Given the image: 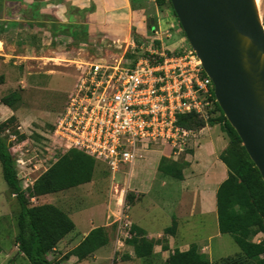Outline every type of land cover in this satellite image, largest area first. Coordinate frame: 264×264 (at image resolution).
<instances>
[{"label":"crops","instance_id":"1","mask_svg":"<svg viewBox=\"0 0 264 264\" xmlns=\"http://www.w3.org/2000/svg\"><path fill=\"white\" fill-rule=\"evenodd\" d=\"M136 2L137 0H0V61L4 64L11 61L14 64L35 61L41 66L40 62L54 59L49 57L50 53L65 56L57 48L61 42L75 45L79 41L80 45L94 43L130 47L135 43L134 39L145 38L148 33L146 17L142 14L143 10L134 6ZM4 64H0V67H5ZM23 79L25 85L21 88L30 87L25 74ZM211 129L212 127H205L191 140L181 163V179L160 173L159 165L163 157H157L156 162L151 163L149 155L129 172V188L136 200L128 211V222L139 229L140 237L154 242L155 246L148 258H138L134 248L128 245L127 256L122 257L121 261L118 256H114L112 264H164L176 250L185 253L192 247H196L211 264H220L221 260L240 256L241 250L230 255L229 241L235 245L237 243L232 235L221 234L219 229L217 192L228 178V168L220 157L229 144L221 137L211 136ZM206 132L208 133L204 135ZM159 180L164 181V193L152 200L155 184ZM166 192L170 193L168 197L171 198H165ZM173 193V198L175 195L178 197L175 201L172 200ZM126 197L123 199L125 204ZM118 202L122 206L121 199ZM115 215L117 214L112 212L107 218H93L95 222L86 228L83 241L92 230L110 227L115 221H112V216ZM196 218L202 219L200 230L193 223ZM207 218H212V226H216L212 234L206 233ZM173 226L175 230L166 233ZM17 233L13 235L11 251L3 256V251H0V264L8 263L14 254L23 256L15 243ZM71 235L66 236L58 247ZM163 237V243L160 244ZM226 237L231 240H226ZM253 242L261 244L260 241ZM107 246L86 260L79 261L76 257H70L67 263L79 261V264H102L101 254L107 252Z\"/></svg>","mask_w":264,"mask_h":264},{"label":"rangeland","instance_id":"2","mask_svg":"<svg viewBox=\"0 0 264 264\" xmlns=\"http://www.w3.org/2000/svg\"><path fill=\"white\" fill-rule=\"evenodd\" d=\"M134 6L143 10L142 14L146 17L145 23L148 33L145 38L137 37L134 39L135 43L130 47L122 45L120 48V46L113 44L95 45L94 43L80 45L79 41L75 45L61 42L57 48L60 50L59 53H64L65 56L60 57L50 53L48 54L49 57L51 56L54 59L40 62L41 66H38L35 61H20L17 64H14L13 61L7 64L0 61V64L5 66L0 67V123L15 117L13 121L8 123L7 131L4 135L10 136L9 139L11 141L16 139L13 144H21L23 142L20 145L23 148V152H12V154L15 159L17 172L23 170L27 175L24 181L21 180V185L29 200V204L31 206L53 205L64 212L75 225V231L71 233L72 235L67 241L48 257L50 261L57 264H68V260L64 258V255L83 242V234L90 223H94L95 219L99 217L107 218L112 212L117 215L115 217L112 216V221L115 220L113 224L105 228L109 236V245L107 246V252L101 254L103 256L102 264H112L114 256H118L121 261L123 260L122 257H126L128 253L127 243L129 239L125 238L128 231L126 225L130 223L128 219L123 218V211L125 206L130 207L131 203L127 202L128 200L126 199L125 204L123 199L132 193L129 188L131 173L121 172L115 177L116 175H113L105 163L96 162L92 181L79 187L51 195L33 197V187L27 188L25 185L26 180L29 183L30 180L37 179V182L61 156L59 149L62 146L64 135H66L64 132L65 127L55 126L54 124L57 122L58 114L66 107L69 95L79 80L81 71H78L77 65L96 60L114 62L115 58L121 57L129 63L137 62L139 58L148 54L147 51L150 48H155L158 52L170 55L180 53L183 49L190 46L168 0H137ZM257 8L264 27V0H258ZM1 47L2 45H0ZM74 60L76 63L73 62ZM24 74L29 80L30 87L21 88V86L25 85L24 81L22 82ZM9 101L13 104L15 110L5 105V102ZM217 116L218 114L216 113L210 118ZM196 123L197 121L195 120L190 126L196 129L194 131H200ZM207 133H204V135ZM209 134L221 137L229 144V139L221 131L219 125L212 127ZM20 138H22L21 141ZM152 149L151 153L147 152L142 156V161L148 155L150 161H152L151 163L156 162L157 157L170 158L172 156L169 147H166L165 150L164 146H158L156 149L153 147ZM187 150L176 156L178 162H183V157ZM171 160L175 161L174 159ZM18 161H23L25 164H19ZM34 166L36 170H33ZM163 180H159L155 184L151 196L152 200L155 197L159 198L160 193H164ZM174 194H172V200L175 201L178 197L175 195V198H173ZM165 195L167 196L165 198H171L168 197L170 195L169 192H166ZM120 199L122 206L118 202ZM135 200L136 196L133 201L135 202ZM19 210L20 207L16 196L12 194L4 181L0 164V250L3 251L2 256L8 254L12 249L13 235L18 232L16 219ZM128 214L129 212L125 215L128 216ZM201 221L202 219L200 218L193 220L198 230L201 229ZM206 221V233L212 234L214 229H216V226H212L214 221L212 218H207ZM119 238L121 247L118 243ZM163 240L164 237L160 239V244L163 243ZM226 240L231 239L226 237ZM254 240L264 243V234H260L258 237L255 236ZM229 244L231 246L229 249L230 255L240 251L238 246L232 241H229ZM78 262L74 264L81 263ZM6 264L30 263L25 257L14 254Z\"/></svg>","mask_w":264,"mask_h":264},{"label":"built area","instance_id":"3","mask_svg":"<svg viewBox=\"0 0 264 264\" xmlns=\"http://www.w3.org/2000/svg\"><path fill=\"white\" fill-rule=\"evenodd\" d=\"M147 53L131 63L121 57L76 64L79 80L54 124L65 127L61 156L71 150L82 152L105 163L117 177L129 174L153 147H169L175 161L187 150L196 132L182 128L178 118L195 114L207 121L214 109V84L190 46L177 54L155 48ZM21 144H13L12 152L22 153ZM17 177L24 181L27 175L21 170ZM36 180H26V187H33ZM129 210L125 206L126 220ZM126 227L125 239H131L132 225ZM118 243L121 247L120 238Z\"/></svg>","mask_w":264,"mask_h":264},{"label":"trees","instance_id":"4","mask_svg":"<svg viewBox=\"0 0 264 264\" xmlns=\"http://www.w3.org/2000/svg\"><path fill=\"white\" fill-rule=\"evenodd\" d=\"M168 1L171 4L170 0ZM213 101L214 109L211 116L217 113V117L204 121L195 114L182 115L178 118V124L192 131L196 129H193L190 124L195 120L200 130L208 125L210 127L219 125L229 139V145L220 157L228 168V178L217 192V215L221 234L232 235L241 254L238 257L221 260L220 264H264V243L253 242L256 235L264 234V182L238 134L225 118L214 93ZM5 105L15 110L10 101L5 102ZM14 119L15 117H11L6 122L0 123V164L4 181L12 194L16 196L20 207L15 243L19 252L30 264H57L50 261L48 255L54 253L60 242L75 231V225L64 212L53 205L31 206L29 204L21 181L17 177L15 159L12 154L13 142L9 139L10 136L4 135L8 123ZM95 168L94 159L82 152L71 150L62 155L35 183L32 196L51 195L88 184L93 179ZM182 170L181 163L164 157L159 165L160 173L174 179L182 178ZM126 199L132 204L134 197L129 194ZM174 230L175 226L166 230V233H172ZM139 233V229L132 226V238L127 245L134 248L138 258H148L153 253L155 243L140 237ZM108 244L109 236L105 228H96L78 247L64 257L66 259L76 257L79 261H83ZM164 249H168L166 245ZM166 261L164 264H211L196 247H192L185 253L176 250Z\"/></svg>","mask_w":264,"mask_h":264},{"label":"water","instance_id":"5","mask_svg":"<svg viewBox=\"0 0 264 264\" xmlns=\"http://www.w3.org/2000/svg\"><path fill=\"white\" fill-rule=\"evenodd\" d=\"M264 182V27L255 0H170Z\"/></svg>","mask_w":264,"mask_h":264},{"label":"bare ground","instance_id":"6","mask_svg":"<svg viewBox=\"0 0 264 264\" xmlns=\"http://www.w3.org/2000/svg\"><path fill=\"white\" fill-rule=\"evenodd\" d=\"M255 1H256V4H257L258 0H255ZM0 45H1V43H0Z\"/></svg>","mask_w":264,"mask_h":264}]
</instances>
